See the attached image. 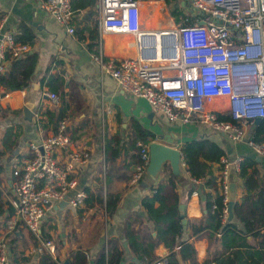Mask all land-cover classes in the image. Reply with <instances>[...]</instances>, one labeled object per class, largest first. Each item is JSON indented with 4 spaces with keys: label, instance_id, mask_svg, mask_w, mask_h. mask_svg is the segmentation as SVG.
I'll list each match as a JSON object with an SVG mask.
<instances>
[{
    "label": "crops",
    "instance_id": "0c3cea01",
    "mask_svg": "<svg viewBox=\"0 0 264 264\" xmlns=\"http://www.w3.org/2000/svg\"><path fill=\"white\" fill-rule=\"evenodd\" d=\"M82 1L88 3L91 0ZM178 1L172 6L173 9L184 6L181 0ZM96 2L93 0V3L83 7H73V3L71 25L75 31L68 34L64 26L40 8L38 0H0L3 30L12 32L16 38H23L29 45L28 52L37 56L27 87L6 91L0 85V108L7 109L6 115L0 118V138L9 127H12V134L17 136V146L13 148L11 145L12 150L0 144L3 150L0 155V240L7 241L6 255L11 262L18 264H49L45 255L56 264H78L79 253L84 256L80 264H96L103 250L107 254L108 240H113L122 256L120 264H143L146 259L135 254L132 244L146 246L148 236L154 237L156 233L141 201L152 194L151 186L166 181L171 174L179 205L183 206L179 211L186 221L184 228L182 224L180 240H187L195 249L194 260H181L177 254L179 264H216V258L228 255L237 248L223 250L222 236L211 226H205L209 221H206L204 195L209 193L214 197L216 191L207 187L203 190L199 181L194 183L189 177L182 160V145L192 139L206 138L223 149L224 158L229 162L237 157L252 158L264 182V156L257 154L247 144L253 136L255 123L260 119L253 123L235 121V125L245 131V136L242 140L234 141L227 134L198 122L194 117L188 122H169L144 98L120 90L112 78L101 72L92 56L101 47L106 58L130 57L135 55V43L132 38L122 34L99 33ZM164 5L165 0H143L140 5L142 26L162 28L171 21L178 22L173 17L170 20L164 18L161 13ZM4 66L8 70L10 62H5ZM50 75L60 76L63 100L59 91L42 85L41 79ZM46 92H55L58 101L51 102ZM63 103L70 106L66 117L70 144L66 150L56 149L54 158L64 166L68 152H88L87 163L71 173L78 187L85 191L86 200L77 208H71L64 202L54 204L43 219L40 240L12 216L9 206L13 183L11 168L15 159L26 153L29 142H39L55 131L57 122H50L47 112L57 114ZM208 108L218 115L229 114L225 97L212 99L208 102ZM25 110L32 113L31 118H28ZM138 129L153 134V139H148L147 145L157 140L179 150L180 173L174 174L169 163H166L151 184L145 182L144 178L135 185L130 184L137 154L127 142L135 139ZM114 148L118 149L117 156L106 161ZM219 171L220 163L211 164L207 178L217 177L218 182ZM230 180L235 183L234 204L243 194V185L233 169ZM194 184L196 188L189 193ZM108 195L111 199H117L111 211H107ZM224 222H231L242 229L234 215L230 221L227 216ZM194 223L205 224L204 231L195 236L192 235ZM45 240L51 241L53 251L42 245ZM244 241L254 249L260 248L264 242L263 237L252 235H247ZM176 249L177 245L173 250ZM245 250V246L239 247V251ZM262 250L264 253V247ZM170 252L168 247L158 244L153 250L157 259L155 262L164 259ZM244 257L245 254L241 255V258Z\"/></svg>",
    "mask_w": 264,
    "mask_h": 264
},
{
    "label": "built area",
    "instance_id": "2783aa9c",
    "mask_svg": "<svg viewBox=\"0 0 264 264\" xmlns=\"http://www.w3.org/2000/svg\"><path fill=\"white\" fill-rule=\"evenodd\" d=\"M142 1L97 0L99 33L122 34L135 43V55L126 58H106L100 47L92 58L101 72L120 90L144 98L169 122H188L194 117L234 141L242 140L245 131L230 121L219 120L208 102L227 98L228 113L236 122L264 119V0H181L189 6L188 12L180 22L171 21L162 28L142 26ZM38 2L68 34H74L72 0ZM28 51L29 45L4 31L0 21V72L5 71V62ZM46 95L51 102L58 101L54 92ZM69 144L65 118L57 121L52 134L29 142L26 153L12 164V216L40 240L43 219L54 204L64 202L77 208L86 199L71 173L87 163L88 152H68L64 166L54 158L56 149L66 150ZM247 144L264 156V139H249ZM137 146L139 162L131 174V185L144 178L149 163L148 145L137 142ZM241 161L242 157L232 162L220 160L218 182L224 219L228 216L230 173L232 169L238 171ZM6 243V239L0 240V264H18L8 259ZM42 245L54 250L49 240Z\"/></svg>",
    "mask_w": 264,
    "mask_h": 264
},
{
    "label": "trees",
    "instance_id": "16d2710c",
    "mask_svg": "<svg viewBox=\"0 0 264 264\" xmlns=\"http://www.w3.org/2000/svg\"><path fill=\"white\" fill-rule=\"evenodd\" d=\"M85 2L82 0H73L72 6L74 3L73 7H83L90 2L93 3V0L88 3ZM177 3H179L178 0H165V4L170 7L175 6ZM171 16L174 17L176 21L180 22L181 18L184 16L181 7H175L171 12ZM15 39L27 43L23 38L15 37ZM27 39L31 40V37L27 36ZM36 62V54L29 52L24 54L21 58L10 60L9 69L0 72V85L4 87L6 91L24 89L30 83ZM41 83L52 91H59L60 99L62 98L63 100L64 93L60 88L62 86L60 76L50 75L48 78L43 77ZM69 107V104L63 103L57 114L47 112L48 120L54 124L59 120L65 119ZM6 111L7 109L0 108V118L6 115ZM218 119L236 124L229 114H219ZM40 121L43 123L42 119ZM11 131L12 127L5 130L3 136L0 138V144L3 148L12 150L17 146V136L12 134ZM135 133V139L127 143L130 144L132 149L136 152L137 156H135L137 159H135V161L138 163L139 148L137 142L147 145L148 139H153L154 136L152 133H144L140 129ZM140 133H142V135H140ZM263 139L264 119H260L254 125L253 136L250 137V140L261 142ZM11 145H13V148ZM2 147H0V155L3 154ZM117 151L118 149L114 148L110 156L106 158V161L115 159ZM224 156L225 153L223 149L206 138L192 139L184 142L182 145V160L189 177L199 181L203 190L207 187L216 191L214 197L209 193L204 195L205 208L207 211L206 221H209V223L206 225L192 224V235L195 236L201 231H204L205 226H211L210 228L219 233L222 239H224L222 242L223 250L231 247L237 248L228 255H220L216 258V264H264V262H262L264 256L262 250L264 242L260 245V248L254 249L245 244L244 241L247 235H252L254 237L261 236L264 240V182L259 177L255 168V161L252 158L243 157L239 164V169L236 172V177L243 185V194L232 206L233 215L241 223L242 229H239L231 222H224V218L222 217V208L224 204L223 196L220 193V184L217 182V177L207 178L210 174L211 164L220 163L221 158H224ZM165 170L168 171V169ZM173 178V175L170 174V177H168L166 181H160L156 186H151L152 194L143 197L141 201L143 208L146 210L148 220L152 222L153 229L156 233L154 237L148 236V243L146 246L141 244L144 247L139 244H132L135 254L141 259H146L143 264H152L157 260L153 255V250L158 244H163L171 250L164 259L159 260L160 264H179L177 254L181 260L195 259V249L192 243L187 240H180L183 232L182 219L184 215H181L179 211V198L175 191L176 185ZM196 186L197 185L194 184L189 193L194 191ZM116 202L117 199H111L108 195L106 203L107 211H111ZM237 235H239V239L235 240ZM107 243V254L105 255V251L103 250L96 264H120L122 257L120 251L113 244V240H108ZM176 245L177 252L173 250ZM241 246H245L246 250L244 252L239 251V247ZM243 254H245V257L241 258ZM44 257L46 258H44L45 260L50 261L49 264H56L49 259V256L45 255ZM83 257V255L77 254L78 264L83 261Z\"/></svg>",
    "mask_w": 264,
    "mask_h": 264
},
{
    "label": "water",
    "instance_id": "95a60500",
    "mask_svg": "<svg viewBox=\"0 0 264 264\" xmlns=\"http://www.w3.org/2000/svg\"><path fill=\"white\" fill-rule=\"evenodd\" d=\"M173 9V8H172ZM28 110H25V114ZM31 118L32 113L28 112ZM259 119H256L257 122ZM166 142V141H165ZM170 142V141H167ZM149 163L146 168V174L144 176V181L151 184L154 178L157 176L158 172L161 170L163 165L169 163L171 170L174 174L180 173V163L181 155L179 150L170 147L169 145L163 144L157 140L149 143ZM235 183L230 182L229 184V202H228V220L230 221L233 217L232 206H233V196H234ZM200 188L198 189V192ZM183 206L179 205V210L182 211ZM185 219H182L183 228L185 226ZM67 263V262H65Z\"/></svg>",
    "mask_w": 264,
    "mask_h": 264
},
{
    "label": "rangeland",
    "instance_id": "374dc122",
    "mask_svg": "<svg viewBox=\"0 0 264 264\" xmlns=\"http://www.w3.org/2000/svg\"><path fill=\"white\" fill-rule=\"evenodd\" d=\"M180 7H181V11H185L186 13L188 12V10H189V6L185 3L184 4V6H181L180 5ZM172 8V6L170 7L169 5H164V7L161 9V13L163 14V16H164V18L167 20H170V18L172 17L171 16V12H172V10L173 9H171ZM174 18V17H173ZM163 19V18H162ZM174 20H176L175 18H174ZM152 28V27H151Z\"/></svg>",
    "mask_w": 264,
    "mask_h": 264
}]
</instances>
